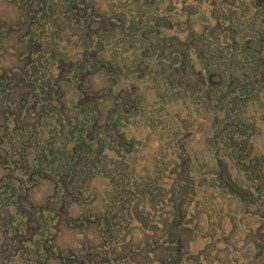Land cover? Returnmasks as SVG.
<instances>
[{
  "label": "rangeland",
  "instance_id": "rangeland-1",
  "mask_svg": "<svg viewBox=\"0 0 264 264\" xmlns=\"http://www.w3.org/2000/svg\"><path fill=\"white\" fill-rule=\"evenodd\" d=\"M262 41L264 0H0V264H264Z\"/></svg>",
  "mask_w": 264,
  "mask_h": 264
},
{
  "label": "trees",
  "instance_id": "trees-1",
  "mask_svg": "<svg viewBox=\"0 0 264 264\" xmlns=\"http://www.w3.org/2000/svg\"><path fill=\"white\" fill-rule=\"evenodd\" d=\"M261 44H262L261 47L258 48V53H259V57L258 58H260V60L258 59V63L256 65H257V68L261 70L260 73L264 74V54H261V53H264V51H263V49H264V41H262ZM258 73H259V70H258ZM230 147L232 148V151L234 152L233 155H235V156H237L239 154V152L240 153L242 152V148L240 146H238V143H236V142H233L230 145ZM82 153H84V151L80 150L79 146L74 147L73 148V155L75 157L74 160H77V162H80V159L82 160V158H81ZM68 167H70V166H68ZM61 169H62V167L58 168V176L60 175V172H62ZM15 195H17V193H15Z\"/></svg>",
  "mask_w": 264,
  "mask_h": 264
}]
</instances>
